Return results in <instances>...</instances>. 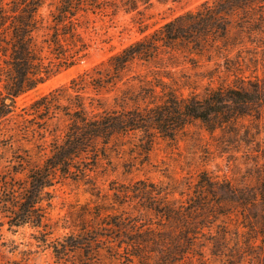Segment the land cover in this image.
Instances as JSON below:
<instances>
[{"label":"trees","instance_id":"16d2710c","mask_svg":"<svg viewBox=\"0 0 264 264\" xmlns=\"http://www.w3.org/2000/svg\"><path fill=\"white\" fill-rule=\"evenodd\" d=\"M150 1L58 0L44 19L40 12L46 0H0V150L11 146L13 135L1 126L15 112L16 98L89 56V14L109 7L113 14L138 12L140 3ZM237 13L242 14L247 25L243 28L251 29L264 15V0L205 2L72 79L71 86L56 88L34 101L31 112L25 115H32L42 125L55 118L63 119L65 124L60 141L59 135L53 134L50 154L40 165L28 168L24 179L17 174L27 164L25 157L15 156L8 165L0 164V213L8 229L44 227L53 198L51 189L66 179L88 177L92 168L85 166V161L92 160L95 167L106 160L109 144L119 136L139 132V146L147 154L157 138L173 141L193 121L213 131L231 120L259 115L264 108V81L244 76L207 89L202 96L182 97L163 82L160 95L154 88L137 94L123 92L114 98L119 109L107 108L100 99L94 109H89L78 91L86 80L97 93H107L124 80L134 62L148 63L162 53L185 50L190 55H203L212 48L233 45L227 34L231 17ZM253 13H257V20L252 19ZM135 99H145L148 104L126 107L127 100ZM2 155L0 151V159ZM111 189L114 205L137 204L152 217L142 219L141 213L134 217L107 214L102 219L101 232H87L88 239L70 236L61 248L54 246L59 259L75 248L92 251L96 243L119 264H182L196 247L221 258L220 264H238L241 260L235 239H228L230 231L217 224L221 217L231 214L240 216L245 234L251 238L256 233L264 248V166L256 186L236 185L201 172L186 198H176L175 193H183L173 187L147 180ZM3 225L1 222L0 227ZM234 234L237 237L238 230Z\"/></svg>","mask_w":264,"mask_h":264},{"label":"rangeland","instance_id":"374dc122","mask_svg":"<svg viewBox=\"0 0 264 264\" xmlns=\"http://www.w3.org/2000/svg\"><path fill=\"white\" fill-rule=\"evenodd\" d=\"M57 1L46 0L40 12L44 19L48 18ZM212 1L162 3L151 0L147 4L140 3L138 12L113 14V9L109 7L89 14L86 31L90 40L89 56L16 98L15 112L1 126L4 132L13 135L11 146L0 150L3 153L1 166L8 165L15 156L25 157L27 164L17 174L18 178L24 179L28 168L40 165L50 154L53 134L59 135L60 141L65 124L63 119L55 118L42 125L39 120H33L32 115H25L31 112L30 105L34 101L56 88L71 86L72 79L105 63L109 57L166 22ZM257 18V13H253L252 19ZM243 21L241 13L231 17L227 37L233 45L229 43L224 48H212L203 55H190L185 50L162 53L148 63L134 62L124 80L107 93H97L86 80L78 91L89 109L95 108L98 99L107 108L119 109L114 101L116 96L123 92L137 94L138 91L153 88L160 95L161 82L182 97L191 94L202 96L207 89L232 83L236 76L263 82L264 15L251 29L243 28L247 26ZM69 92L73 94L72 89ZM134 103L142 107L148 104L145 99L127 100L126 107L130 108ZM24 118L31 121L26 122ZM140 140L139 132L115 138L108 146L106 160L95 167L92 160L85 161L84 165L92 168L88 177L76 181L66 179L56 184L51 189L53 198L46 210L44 227L25 225L8 229L0 213V223L4 222L0 227V264H119L106 250L99 248L101 244L94 243L92 251L79 248L67 251L62 259L54 250V246L61 248L70 236L88 239L87 232L95 229L101 232V222L107 214L134 217L141 213L142 219L152 217L137 204L114 205L112 187L147 180L173 187L183 193H175L176 198H186L201 172L227 179L236 185L256 186L262 178L264 166V108L259 115L231 120L213 131H208L200 121H193L178 132L173 141L157 138L147 154L142 153ZM240 222L239 215L231 214L221 217L217 224L230 231L228 239L230 236L235 239V249L241 260L238 264H264L260 237L253 232L250 238ZM236 230L239 233L237 237L234 234ZM230 243L235 245L231 239ZM247 246L248 249H245ZM221 260L212 256L209 250L196 247L182 264H220Z\"/></svg>","mask_w":264,"mask_h":264}]
</instances>
